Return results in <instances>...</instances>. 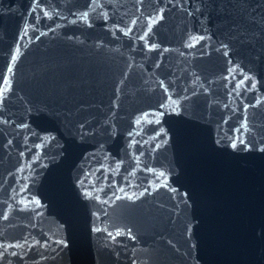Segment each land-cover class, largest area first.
Wrapping results in <instances>:
<instances>
[{
	"label": "water",
	"instance_id": "95a60500",
	"mask_svg": "<svg viewBox=\"0 0 264 264\" xmlns=\"http://www.w3.org/2000/svg\"><path fill=\"white\" fill-rule=\"evenodd\" d=\"M0 264H264V0H0Z\"/></svg>",
	"mask_w": 264,
	"mask_h": 264
},
{
	"label": "snow or ice",
	"instance_id": "6c2138e0",
	"mask_svg": "<svg viewBox=\"0 0 264 264\" xmlns=\"http://www.w3.org/2000/svg\"><path fill=\"white\" fill-rule=\"evenodd\" d=\"M233 146H235V145H233Z\"/></svg>",
	"mask_w": 264,
	"mask_h": 264
}]
</instances>
